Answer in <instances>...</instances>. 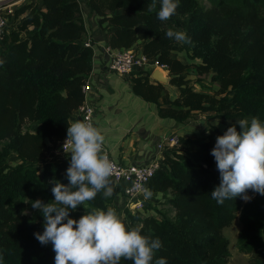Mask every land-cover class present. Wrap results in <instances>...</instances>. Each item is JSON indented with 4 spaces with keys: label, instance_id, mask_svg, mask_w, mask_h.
<instances>
[{
    "label": "trees",
    "instance_id": "1",
    "mask_svg": "<svg viewBox=\"0 0 264 264\" xmlns=\"http://www.w3.org/2000/svg\"><path fill=\"white\" fill-rule=\"evenodd\" d=\"M203 1L210 7L180 0L176 15L166 22L157 18L159 0L151 12V0H88V5L99 25L112 29L110 49L138 44L142 55L166 68L168 85L179 92L174 99L148 72L130 73L133 94L154 104L159 118L180 125L193 112L209 114L208 120L223 126L215 129L217 136L240 119L258 117L264 123V0ZM26 11L0 44V59L5 60L0 66V264H54L52 245L42 246L34 237L43 232L44 220L31 204L54 200L49 181L68 184L70 156L53 153L85 101L94 53L85 46L77 0L32 1L15 8L13 16ZM169 28L185 31L193 45L168 39ZM179 54L199 62L183 63ZM189 69L199 77L198 85L212 74L214 92L194 91L186 80ZM215 141L179 137L177 145L163 152L160 168L147 184L153 195L144 205L154 202L167 212L150 215L145 205L144 217L143 212L125 211L122 221L159 237L163 246L156 258L165 257L168 264H225L229 243L222 230L238 220L237 251L252 256L249 264H264V196L249 191L250 202L237 197L223 205L211 198L220 183L210 154ZM114 189L110 198L98 193L71 217L107 211L118 193Z\"/></svg>",
    "mask_w": 264,
    "mask_h": 264
},
{
    "label": "clouds",
    "instance_id": "2",
    "mask_svg": "<svg viewBox=\"0 0 264 264\" xmlns=\"http://www.w3.org/2000/svg\"><path fill=\"white\" fill-rule=\"evenodd\" d=\"M158 0H151L148 11H156ZM180 0H159L157 18L166 22L176 15ZM166 37L177 44L193 45L192 38L181 30L169 28ZM5 60L0 59V66ZM156 70V69H155ZM152 74V73H151ZM151 77V75H150ZM239 125V131L237 126ZM105 137L91 123L77 120L69 124L63 149L70 156L66 170L68 184L49 181L54 200L32 201L31 207L43 216V232L34 233L42 246L52 245L54 264H168L165 257L156 258L162 248L159 237L144 235L138 227L127 226L115 209H94L78 220L70 212L98 193L104 198L114 194L113 177L116 165L103 151ZM70 149L66 151L65 149ZM216 162L220 183L210 192L217 204L240 197L253 198L248 192L264 196V123L258 117L240 119L223 135L216 137L210 153ZM135 187L145 200L152 197L150 188Z\"/></svg>",
    "mask_w": 264,
    "mask_h": 264
},
{
    "label": "crops",
    "instance_id": "3",
    "mask_svg": "<svg viewBox=\"0 0 264 264\" xmlns=\"http://www.w3.org/2000/svg\"><path fill=\"white\" fill-rule=\"evenodd\" d=\"M32 1L39 2V0H0V7L13 4V10H15L22 4ZM77 1L86 30L83 39L84 42L91 41L94 53L93 68L86 83L85 102L92 104L96 109L95 127L105 137L103 146L109 150L112 157L127 161L128 164H147L154 158L162 157L163 152L157 150L158 144H165L166 150L171 147L168 144V138L172 136L178 138L204 136L207 139L215 140L217 137L215 129L222 131L223 126L211 122V120L207 123L205 113L193 112L180 125L172 119H161L157 116L154 104H146L133 94L129 75L121 77L108 70L111 55L117 51L108 46L109 34L112 29H105V25H99V17L91 12L88 0ZM26 14L27 11L19 17L10 16L9 24L14 27L18 26ZM134 46L140 51L138 44ZM178 59L183 63L188 62H184L179 57ZM196 85L200 86L197 83ZM168 90L171 99L176 98L179 94L178 90L172 86H169ZM78 118L76 110L71 117V122H76ZM140 140L146 143L142 154L137 149V143ZM159 198L157 197V200ZM124 202V197L117 193L113 207L123 210ZM150 215L155 216L156 213Z\"/></svg>",
    "mask_w": 264,
    "mask_h": 264
},
{
    "label": "built area",
    "instance_id": "4",
    "mask_svg": "<svg viewBox=\"0 0 264 264\" xmlns=\"http://www.w3.org/2000/svg\"><path fill=\"white\" fill-rule=\"evenodd\" d=\"M13 4H8L0 7V44L6 37V34L10 30L9 17L13 16ZM3 10V11H2ZM86 47H91L92 43L88 40L85 43ZM158 67V68H157ZM155 69H160L164 72L166 68L158 66L155 60H148L140 51L131 47L126 50H117L111 55V61L108 64V70L118 76H127L134 70L148 72L150 75ZM87 89L85 86L84 91ZM78 117L80 121L91 123L95 127V107L87 102H83L77 109ZM66 141L64 137L59 143L57 149L54 151L53 157L63 158L66 156L63 145ZM178 137L172 136L168 138V144L172 146L177 145ZM66 151L70 149L66 148ZM158 152H164L166 150L165 144L157 145ZM103 151L109 155L111 161L116 165V170L111 177L114 186L118 190V194L125 199V208H128L134 214L135 212H143L145 200L141 191H139L135 185L140 184L143 187H147L149 180L153 177L154 173L159 170L162 157L160 159H153L147 164H121L117 159L113 158L109 150L103 146ZM69 156V155H68ZM52 158V157H50ZM133 199H135L133 201ZM149 200V199H148Z\"/></svg>",
    "mask_w": 264,
    "mask_h": 264
},
{
    "label": "rangeland",
    "instance_id": "5",
    "mask_svg": "<svg viewBox=\"0 0 264 264\" xmlns=\"http://www.w3.org/2000/svg\"><path fill=\"white\" fill-rule=\"evenodd\" d=\"M199 6L203 7V8H209L210 5L208 2L206 1H203V0H197ZM136 50L137 47L133 46ZM179 58H182L181 60H183L184 62H187L188 64L189 63H198L199 61H191V60H188L187 57L185 56H182L181 54L178 55ZM162 71V70H161ZM135 72H138L136 70H134L132 73H135ZM131 73V74H132ZM164 75L165 77H167V82L166 83H163L162 85L166 86V88L168 89L169 88V85H168V73L167 72H164ZM130 76V74H129ZM197 75H195V72L193 71V69H189L188 70V73H187V76H186V80L189 81V86L192 87V89H195L199 92L201 91H204L203 93H210L212 94L214 92V83H213V76L212 74H209L207 76H204L202 77L201 79H199L201 81L200 83V86H197L196 83H198L199 81H197ZM171 95V94H170ZM148 104V103H146ZM209 115V114H208ZM208 115L206 114L205 115V121L208 123L209 120L207 119ZM123 121V120H122ZM121 121V122H122ZM211 122H216L215 120H211ZM218 123V122H216ZM210 124V123H209ZM31 130H33V128H31ZM205 134V133H203ZM212 134V133H211ZM195 135V134H193ZM47 157H50L47 155ZM118 162H120L121 164H128L127 161H121V160H117ZM11 165H15L13 162L11 163ZM160 197V198H159ZM158 201H162V196L161 195H158ZM145 208L146 210H149L148 212L150 214H157V212H167V208L166 207H163L162 205L160 204H157V203H154V202H147L145 204ZM113 206H115L114 204L110 205L109 208H112V209H115ZM108 208V209H109ZM117 215L121 218V220L123 219V217L125 216L124 212H130L132 213L131 210H129L128 208H124L123 210H121L119 207L115 209ZM124 214V215H123ZM133 214V213H132ZM145 216V212L142 213V217ZM137 224L133 225L131 224V227H136ZM240 230V224H239V221L235 220L232 222V224L226 228H224L222 230V234L224 235V237L228 240V251H229V257L227 258V261L225 264H249L250 263V260L252 258L251 255H245V254H241L237 251L236 249V239H237V235H238V232Z\"/></svg>",
    "mask_w": 264,
    "mask_h": 264
},
{
    "label": "water",
    "instance_id": "6",
    "mask_svg": "<svg viewBox=\"0 0 264 264\" xmlns=\"http://www.w3.org/2000/svg\"><path fill=\"white\" fill-rule=\"evenodd\" d=\"M150 78H151V80H153V81H155V82H157V83H160V84H163V83H166V82H167V77H165L164 80H163V79L161 78V75H160V73L158 72L157 69L154 70V71L152 72ZM78 120H79V118H78ZM145 146H146V143H145V141H143V140H140V141L137 143V149H138V151H139L140 154L143 153V150H144ZM134 200H135V199H133V201H134Z\"/></svg>",
    "mask_w": 264,
    "mask_h": 264
},
{
    "label": "bare ground",
    "instance_id": "7",
    "mask_svg": "<svg viewBox=\"0 0 264 264\" xmlns=\"http://www.w3.org/2000/svg\"><path fill=\"white\" fill-rule=\"evenodd\" d=\"M158 68V67H157ZM158 70V72L160 73V75H161V78L164 80V78H165V75H164V73L160 70V69H157Z\"/></svg>",
    "mask_w": 264,
    "mask_h": 264
}]
</instances>
